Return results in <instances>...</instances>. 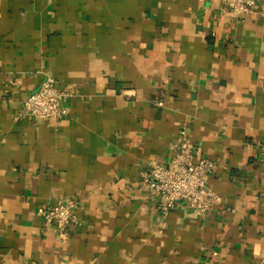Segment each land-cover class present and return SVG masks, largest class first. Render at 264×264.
<instances>
[{
    "label": "crops",
    "instance_id": "crops-1",
    "mask_svg": "<svg viewBox=\"0 0 264 264\" xmlns=\"http://www.w3.org/2000/svg\"><path fill=\"white\" fill-rule=\"evenodd\" d=\"M45 80L56 123L21 115ZM183 124L220 202L162 217L136 180ZM263 141L264 0H0V264H264ZM68 200L62 238L36 209Z\"/></svg>",
    "mask_w": 264,
    "mask_h": 264
},
{
    "label": "built area",
    "instance_id": "built-area-1",
    "mask_svg": "<svg viewBox=\"0 0 264 264\" xmlns=\"http://www.w3.org/2000/svg\"><path fill=\"white\" fill-rule=\"evenodd\" d=\"M221 11L235 19L253 15L256 0H219ZM71 92L52 80H45L39 88L30 93L23 102L21 115L31 116L40 121L58 122L66 116L65 99ZM126 96H129L126 93ZM158 106L163 103L159 101ZM264 155V141L259 143ZM173 154L167 163L152 161L146 171L136 180L150 195L161 196L158 211L167 216L181 201L197 214L204 215L220 202V197L208 187V177L216 163L197 155L198 148L191 140L186 125L179 129L178 140L171 145ZM79 204L76 200L59 201L55 204L38 206L37 216L45 228L54 229L63 238L69 229H78L82 221L76 215Z\"/></svg>",
    "mask_w": 264,
    "mask_h": 264
}]
</instances>
